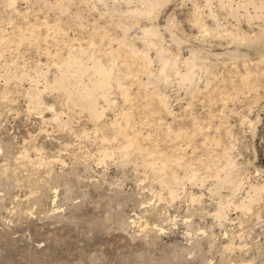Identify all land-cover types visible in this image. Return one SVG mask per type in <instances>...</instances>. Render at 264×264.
Returning <instances> with one entry per match:
<instances>
[{"label": "rangeland", "instance_id": "1", "mask_svg": "<svg viewBox=\"0 0 264 264\" xmlns=\"http://www.w3.org/2000/svg\"><path fill=\"white\" fill-rule=\"evenodd\" d=\"M151 1L0 0V264H264V0Z\"/></svg>", "mask_w": 264, "mask_h": 264}, {"label": "bare ground", "instance_id": "2", "mask_svg": "<svg viewBox=\"0 0 264 264\" xmlns=\"http://www.w3.org/2000/svg\"><path fill=\"white\" fill-rule=\"evenodd\" d=\"M151 1V0H150ZM160 1V0H159ZM158 1H156L157 3ZM146 3V2H145ZM149 3H153L155 4L154 2H149ZM200 17V16H199ZM199 19V18H198ZM200 20H203L200 18ZM199 21V20H198ZM200 22V21H199ZM202 23H204L203 21H201ZM200 22V23H201ZM201 23V25H202ZM205 24V23H204ZM200 25V24H199ZM200 25V26H201ZM204 26V25H203ZM202 26V27H203ZM206 27V26H205ZM207 28V27H206ZM31 29V28H30ZM204 29V27H203ZM209 31V30H208ZM154 32V31H152ZM153 34V33H152ZM21 36V35H20ZM24 36V35H22ZM119 52V50H118ZM116 51V53H118ZM132 52V51H131ZM77 55V54H76ZM120 55V54H119ZM133 55V54H132ZM118 56V55H117ZM129 57V56H128ZM133 57V56H131ZM80 58V57H79ZM79 58H76V57H71L68 62H66V64L62 67V72H61V76L56 79L54 85L59 88V89H62L65 91V93L67 94L68 98L74 103V105H80V107L88 110L91 115L93 116V118H96V120L100 119L104 113V109H100L97 105V95L100 94L102 95V97H104L106 100L107 99V91L110 89L108 88V82L111 78V72H112V68H107L105 67L102 63H100V61L98 62V60L96 62H94V65L92 67H90V71H92L93 75L91 74L92 77H88L89 80H88V83H81V81H79V79H83L81 78L82 76L86 75V73L89 71V66H85V62L80 60ZM142 58L144 59H149L148 58V55L147 54H143L142 55ZM131 59V58H130ZM128 61V60H127ZM169 61V59L167 60ZM165 61V62H167ZM84 62V64H83ZM165 64V63H164ZM168 65V64H167ZM61 67V68H62ZM89 71V72H90ZM88 72V73H89ZM87 73V75H88ZM114 75V74H113ZM192 75L193 73L191 71L188 72V74L186 75L188 79H192ZM90 76V75H89ZM114 78V77H113ZM127 78V77H126ZM115 79H117V82H118V86L119 88H121V91H122V94L126 97H128V90H127V87H125V85L123 86L122 84V77L121 76H117ZM72 81H79L77 83H81L80 85L77 84L78 86L73 88L72 87V84H71V87L69 86L70 83ZM76 84V83H75ZM76 86V85H75ZM38 93H36L37 95ZM35 96V98H37V103L38 105L41 104L40 100H39V97L37 95V97ZM157 99L160 101V103L162 105H165L166 102H165V99L164 97L158 95L157 96ZM36 102V100H35ZM166 106V105H165ZM127 117L129 118L130 115L129 113L126 114ZM119 129V128H118ZM119 131V130H118ZM121 132V130L119 131ZM133 132V131H132ZM179 135V134H178ZM121 136V135H119ZM124 136V135H123ZM137 136V135H135ZM138 137V136H137ZM139 139V137H138ZM138 139L135 138H131L127 141V144L125 146H123V152L125 155H128L129 152H130V149L133 148V147H138L139 148V144H138ZM146 149V148H144ZM144 149H141V150H144ZM136 150H138L136 148ZM139 151V150H138ZM149 151H147L148 153ZM137 153V151H136ZM158 155V153H157ZM155 155V156H157ZM162 156V155H161ZM154 157V156H153ZM175 158V157H173ZM148 159V158H147ZM159 161V165L156 164V161ZM149 161V160H148ZM157 161V162H158ZM171 162H177L176 159H171L170 157H167V156H162V157H154L151 159V161L148 163V167L151 168L154 172V176L155 178L160 181V182H166V177L167 175L165 174L166 173V169L167 167L169 166V164ZM230 162V160L228 161V163ZM181 164V163H180ZM231 164V163H230ZM147 165V164H146ZM227 165V164H226ZM230 166H233L230 165ZM228 165V167H230ZM231 169V168H230ZM233 169V167H232ZM170 170V169H169ZM230 170L226 171V175L225 177H223L221 179V182H228L230 183V178H228V175H230L228 172ZM232 171V170H231ZM166 175V176H165ZM171 176V175H170ZM230 177V176H229ZM178 180V178L176 176H172L171 177V183H174ZM169 181V180H168ZM232 181V180H231ZM239 186V185H238ZM235 187V186H234ZM257 188V187H256ZM238 188H236L237 190ZM259 190V189H258ZM175 189L172 190L171 188V195L174 193ZM176 192V191H175ZM175 197V196H174ZM248 205V204H247ZM247 205L243 203L242 207L243 208H247ZM250 205V204H249ZM251 206V205H250ZM249 207V206H248Z\"/></svg>", "mask_w": 264, "mask_h": 264}]
</instances>
